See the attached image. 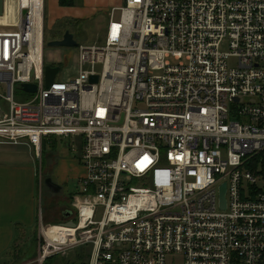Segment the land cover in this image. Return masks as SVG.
Instances as JSON below:
<instances>
[{"label":"built area","instance_id":"built-area-1","mask_svg":"<svg viewBox=\"0 0 264 264\" xmlns=\"http://www.w3.org/2000/svg\"><path fill=\"white\" fill-rule=\"evenodd\" d=\"M45 3L0 24V148L41 160L50 137L80 136L86 173L75 218L39 204L35 262L91 244L88 264H264V0H125L50 86ZM24 83L37 91L18 101Z\"/></svg>","mask_w":264,"mask_h":264},{"label":"rangeland","instance_id":"rangeland-1","mask_svg":"<svg viewBox=\"0 0 264 264\" xmlns=\"http://www.w3.org/2000/svg\"><path fill=\"white\" fill-rule=\"evenodd\" d=\"M50 1L45 0V61L54 62L57 61L58 65L61 67L62 73L66 70L67 62L69 57L71 60L68 62L71 70L75 67L77 60V52L73 47H57L50 46L49 41L52 39H57L59 31L69 30L75 36V39L79 44L92 45L95 43L103 42V37L105 35V27L109 20L113 6L109 4L106 0H93L90 5H97L89 8L86 3V19H82L81 22H53L51 20L50 14L52 12ZM122 0V4H123ZM106 9H105V8ZM116 17H119L120 10L116 9L114 11ZM16 23V22H8ZM224 49L228 50V45H224ZM73 56H72V55ZM172 62L175 61L172 59ZM231 65L236 64L234 58L229 60ZM72 64V65H71ZM35 77V73L33 74ZM34 97V93L27 92L20 87L15 90V98L18 101H28ZM0 105L5 112H9V103L4 99H0ZM51 141H48L47 146L44 148V154L41 160L36 156L35 151L28 145H12L4 144L0 148V161L10 164H29L36 166L38 170V178L36 182V196H37V214L34 223L27 229H25V234L22 238L24 241V252L19 250L18 246L15 250L14 259L10 260L5 264H37L35 262L36 254L38 251V228H39V204H42L44 209L45 221L48 223H60L63 220L62 211L71 205L75 209L77 203H79V196L75 193L78 188L77 180L71 179L66 185H64L60 192L56 193L47 187L45 180L47 177L53 179L56 182V177L49 170L48 166L50 163H54V158H49L48 154L56 155V163L60 162L62 159L72 161L74 159L80 158L82 155L83 147V137L73 136V137H60L54 135L50 137ZM70 143V146L66 144ZM40 167L42 168V173L40 174ZM49 175V176H48ZM57 183V182H56ZM103 210L99 211L97 218H101ZM79 237H84L85 233L79 232ZM92 254V245L88 244L84 247L70 248L65 252H60L59 254L51 256L49 262L46 261L44 264H88L89 258ZM177 262L175 264H183V257L176 256ZM169 264H174L173 256H169Z\"/></svg>","mask_w":264,"mask_h":264},{"label":"crops","instance_id":"crops-1","mask_svg":"<svg viewBox=\"0 0 264 264\" xmlns=\"http://www.w3.org/2000/svg\"><path fill=\"white\" fill-rule=\"evenodd\" d=\"M106 1L113 6V10L123 6L125 3V0L123 4L122 0ZM86 3L89 8L97 6L90 5L93 0H74V4L70 6H61L59 0L50 1L52 9L51 20L53 22L63 21L66 24L70 21L74 23L81 22L82 19H86ZM17 8L16 2L7 0L6 13L2 15L4 18L0 16V22H15L18 17ZM65 31H59L58 38H62ZM47 63L58 65L57 61ZM47 142L48 140L44 143V148L47 146ZM66 145L70 146V143ZM48 155L49 158H54L55 160L54 163L49 164L48 169L56 177V182L62 186L66 185L71 179H75L78 182L85 175L86 170L80 162V158L72 161L62 159L56 163V155ZM37 178L38 170H36V166L10 164L0 161V264H5L14 259L15 250L18 246H20L19 250L23 253H28V251L24 252L23 250L24 241L22 238L25 234V229L29 228L36 219L38 205L36 196ZM38 253L39 248L36 258Z\"/></svg>","mask_w":264,"mask_h":264},{"label":"water","instance_id":"water-1","mask_svg":"<svg viewBox=\"0 0 264 264\" xmlns=\"http://www.w3.org/2000/svg\"><path fill=\"white\" fill-rule=\"evenodd\" d=\"M3 9H4V0H0V15L3 14ZM49 45L57 46V47H77L80 44L75 39L74 34L70 32L69 30H66L62 38L52 39L51 41H49ZM59 72H60L59 65H52V64L46 63L45 74H46V83L48 86L51 85V83L54 81L55 77L58 75ZM97 79H98V76L92 77L93 81H97ZM23 88L25 91H28V92L37 91V85L33 83H24ZM45 183L47 187L50 188V190L56 193L60 192L63 187L61 184L54 182L53 179L50 177L46 178ZM225 195H226V184H224L221 187V207L222 208L226 207ZM63 215H64L63 216L64 218L70 217V211L68 210L65 211ZM66 224L69 226H75V223L72 220H69Z\"/></svg>","mask_w":264,"mask_h":264},{"label":"bare ground","instance_id":"bare-ground-1","mask_svg":"<svg viewBox=\"0 0 264 264\" xmlns=\"http://www.w3.org/2000/svg\"><path fill=\"white\" fill-rule=\"evenodd\" d=\"M14 2L17 3V7H18V0H13ZM18 9V8H17ZM18 13H19V10H18ZM4 18V16H2ZM17 20V18H16ZM15 20V22H16ZM0 24H8V22L6 21H3V22H0ZM56 230L59 231L61 233V236L64 238L66 236H73V231L72 230H68V229H63L62 227H56Z\"/></svg>","mask_w":264,"mask_h":264},{"label":"trees","instance_id":"trees-1","mask_svg":"<svg viewBox=\"0 0 264 264\" xmlns=\"http://www.w3.org/2000/svg\"><path fill=\"white\" fill-rule=\"evenodd\" d=\"M59 3L61 6H70L74 4V0H59ZM47 261L49 262V258L47 259Z\"/></svg>","mask_w":264,"mask_h":264},{"label":"flooded vegetation","instance_id":"flooded-vegetation-1","mask_svg":"<svg viewBox=\"0 0 264 264\" xmlns=\"http://www.w3.org/2000/svg\"><path fill=\"white\" fill-rule=\"evenodd\" d=\"M70 211V217H68V218H75V215H74V210H73V207H71V205L70 206H68L66 209H64L63 211H62V215H63V213L65 212V211ZM64 216V215H63ZM62 216V217H63ZM63 219H67V218H64L63 217Z\"/></svg>","mask_w":264,"mask_h":264}]
</instances>
